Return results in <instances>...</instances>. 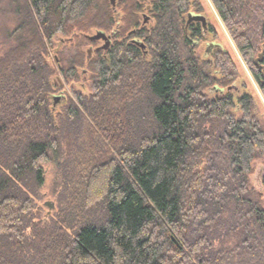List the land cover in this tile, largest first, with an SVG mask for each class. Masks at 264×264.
I'll list each match as a JSON object with an SVG mask.
<instances>
[{"label": "trees", "instance_id": "1", "mask_svg": "<svg viewBox=\"0 0 264 264\" xmlns=\"http://www.w3.org/2000/svg\"><path fill=\"white\" fill-rule=\"evenodd\" d=\"M210 1L243 57L264 53V0ZM190 12L0 0V264H264V118L224 91L229 53H195ZM248 67L264 98V62Z\"/></svg>", "mask_w": 264, "mask_h": 264}, {"label": "rangeland", "instance_id": "2", "mask_svg": "<svg viewBox=\"0 0 264 264\" xmlns=\"http://www.w3.org/2000/svg\"><path fill=\"white\" fill-rule=\"evenodd\" d=\"M203 7V12L200 13L205 16L206 25H204L205 30L203 28V34L202 39L200 41H196L194 46L195 53L201 58V59H208L210 53L213 51L215 47H218L222 49L223 51H226L229 53V55L233 58V61L236 65V69L238 72V78L234 83L233 88L224 89V91H230V93L233 95V98L236 100L238 96H240L242 93H248L252 96V101L254 105V109L257 111L258 115L264 118V98L253 79V76L251 74V70L248 67V61L253 58L257 59L259 54H264L262 52H259L257 55H254L253 57L251 55H248L245 57L240 54L237 49L234 46V43L232 39L230 38L224 24L222 23L219 15L217 14L214 6L212 5L210 0H198ZM145 7L147 5L148 0L141 1ZM145 9V8H144ZM143 9L139 13L140 17V23H144V16L147 18L149 17L148 12H146ZM118 12V24L117 28L121 26V20H122V11L121 8L117 9ZM146 21H151L147 20ZM210 27L213 28L214 32L210 31ZM99 45L103 44L102 41L98 42ZM264 62V57L262 56V61ZM260 62V63H261ZM87 84V83H86ZM86 84L84 83H74L75 88L83 92H87ZM68 89V88H67ZM66 90V88H65ZM222 91V92H224ZM69 92V91H67ZM215 93L214 90H208V94L212 96ZM61 95V93H59ZM45 168L48 171H51L50 173H47L46 182L45 184L49 187V190L51 189L52 185V179L56 175V172L54 171L53 167L50 166L49 163L44 164ZM52 168V170H51ZM264 177V164L257 161L254 163V172L250 176V181L254 188L261 192L264 197V185L262 184L261 180ZM53 196H50L49 192L46 189V194H43L42 196V202L39 205H43V216L46 215V213H50L54 211V203L52 200ZM66 205V204H65ZM50 211V212H49Z\"/></svg>", "mask_w": 264, "mask_h": 264}, {"label": "water", "instance_id": "3", "mask_svg": "<svg viewBox=\"0 0 264 264\" xmlns=\"http://www.w3.org/2000/svg\"><path fill=\"white\" fill-rule=\"evenodd\" d=\"M112 4H114L115 0H110ZM188 20H193V19H197L199 18V15L195 14V13H188L187 15ZM92 39H102L103 41H105L104 47L106 48L109 45V38L103 33V32H97L95 33V35L91 36ZM262 54H259L257 59H255L254 63L258 64L262 61Z\"/></svg>", "mask_w": 264, "mask_h": 264}, {"label": "flooded vegetation", "instance_id": "4", "mask_svg": "<svg viewBox=\"0 0 264 264\" xmlns=\"http://www.w3.org/2000/svg\"><path fill=\"white\" fill-rule=\"evenodd\" d=\"M141 1H146V0H141ZM192 13H195V12H192ZM195 14L199 15V18L193 19V20L190 21V20H188V17H187L188 25H190V24H199L200 28L202 29V31H203V28L205 30V27H204V25H206L205 16L202 15V14H198V13H195Z\"/></svg>", "mask_w": 264, "mask_h": 264}]
</instances>
